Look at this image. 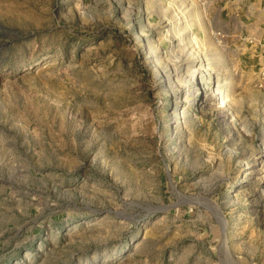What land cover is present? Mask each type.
<instances>
[{"label":"rangeland","instance_id":"rangeland-1","mask_svg":"<svg viewBox=\"0 0 264 264\" xmlns=\"http://www.w3.org/2000/svg\"><path fill=\"white\" fill-rule=\"evenodd\" d=\"M189 4L0 0V131L47 179L1 264H264V92Z\"/></svg>","mask_w":264,"mask_h":264},{"label":"crops","instance_id":"crops-1","mask_svg":"<svg viewBox=\"0 0 264 264\" xmlns=\"http://www.w3.org/2000/svg\"><path fill=\"white\" fill-rule=\"evenodd\" d=\"M189 2L145 0L144 7L151 5L157 8L159 17L154 16L156 22H161V12L165 21L172 17L165 13L167 8L171 9V4L185 7L187 15L191 8ZM176 11L183 14L179 9ZM196 13L199 21L194 16L192 25L202 34L207 35L209 29L223 34L220 48L237 61L240 70L246 68L255 74L264 66V0H207L204 15L200 10ZM37 169L34 164L29 165L11 153L5 133L0 131V253L11 243L10 249L17 247L21 235L26 239L29 233L35 232L36 235L41 231L43 220L39 219L45 204L43 194L47 179ZM14 240L16 242L13 243Z\"/></svg>","mask_w":264,"mask_h":264},{"label":"built area","instance_id":"built-area-1","mask_svg":"<svg viewBox=\"0 0 264 264\" xmlns=\"http://www.w3.org/2000/svg\"><path fill=\"white\" fill-rule=\"evenodd\" d=\"M193 1L197 5V7H199L200 11L202 13H204L205 12L204 10L206 9V6H207V0H193ZM211 37L217 46H219V47L222 46L223 38H224L223 34H221L219 31L215 30V31H212ZM255 86L258 89H260L262 92H264V66L261 67L257 71Z\"/></svg>","mask_w":264,"mask_h":264},{"label":"bare ground","instance_id":"bare-ground-1","mask_svg":"<svg viewBox=\"0 0 264 264\" xmlns=\"http://www.w3.org/2000/svg\"><path fill=\"white\" fill-rule=\"evenodd\" d=\"M192 39V38H191Z\"/></svg>","mask_w":264,"mask_h":264}]
</instances>
